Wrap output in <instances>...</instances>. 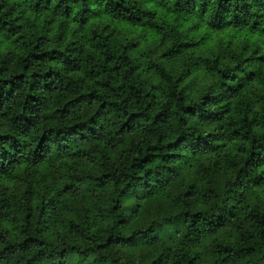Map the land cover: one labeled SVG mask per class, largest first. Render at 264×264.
<instances>
[{
  "label": "trees",
  "instance_id": "trees-1",
  "mask_svg": "<svg viewBox=\"0 0 264 264\" xmlns=\"http://www.w3.org/2000/svg\"><path fill=\"white\" fill-rule=\"evenodd\" d=\"M0 264H264V0H0Z\"/></svg>",
  "mask_w": 264,
  "mask_h": 264
}]
</instances>
